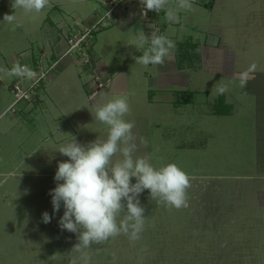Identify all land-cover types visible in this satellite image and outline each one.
<instances>
[{"label":"rangeland","instance_id":"1","mask_svg":"<svg viewBox=\"0 0 264 264\" xmlns=\"http://www.w3.org/2000/svg\"><path fill=\"white\" fill-rule=\"evenodd\" d=\"M198 4L203 6L199 7ZM70 6L76 8L75 5ZM89 6L95 14L104 9L100 0L90 1ZM136 19V26L142 30V18ZM192 21L197 23L199 29L197 41L200 56L204 54V46L209 49L201 57L203 63L207 64L205 72L211 73L213 70L214 73L218 67V53L211 46L216 36H220L222 42L238 46L241 60L243 54L260 58L264 55V0H193V7L185 10L182 23L190 26ZM116 25L117 23H112L93 33L90 50H87L94 60L92 65L86 64L82 55H73L80 61L89 79L91 76L94 79V72L104 71L97 61L100 57H104L106 64L111 66L110 71L114 76L123 68L121 76L128 81L130 93L142 97L145 95L148 79L155 81L159 75L158 65L148 66L150 68L147 72L144 71L143 76L141 70L145 67L135 63L134 59L142 55V52L133 54L132 47L126 48L122 53L123 56L127 54L126 58L118 59L121 57L118 41L126 33L118 31ZM18 28L17 26L15 31ZM162 30L163 35L172 40L165 27ZM111 34H116L118 41L113 42L109 48L108 39ZM187 35L189 34H186L183 41L188 39ZM60 38L65 39V28L61 30ZM174 38L173 41L177 42V37ZM215 41L218 43V40ZM32 48L34 49V45ZM37 54L40 53H33ZM197 58V55L191 53L182 55L178 58V66L186 67L187 63L193 62L195 64L198 62ZM241 60L239 64L242 63ZM59 61L60 59L57 64ZM195 69L188 70L192 81L186 88L189 90L168 92L173 94L170 97L180 100L176 105H180L181 111L185 107V113L182 112L185 120L181 118L175 124L164 123L162 113L165 116L174 108L163 102L149 104L141 98L140 104L134 106V121L132 120L135 125L133 132L138 138V156H149L151 163L157 168L175 163L190 177L187 206L176 209L159 205L155 200H150L149 191L145 190L139 199L145 208L147 220L139 240L130 242L127 236L120 235L77 251L74 249L78 243L77 235L59 227L63 206L59 212L53 213L49 193L56 187V171L27 167L24 171L12 174L6 169L3 170L4 174H0V264H264V189L256 184L260 178L252 175L243 179L233 176V173L227 175L229 173L218 172L250 169L251 166L244 160L247 155L241 148V137L233 134L228 137L225 131L221 136H213L209 149L197 153L191 148L193 138L186 137V133L191 130H180L183 122L192 125L198 123V112L202 111L199 105L212 98V93L205 94L201 91L194 96L189 91L205 80L207 86L217 85L214 83L216 76L205 75L204 78L197 73L195 77ZM155 95L159 96L158 91ZM151 96L152 94L150 100ZM185 99L187 103L182 102ZM168 118L176 120L172 114L167 115L166 121ZM151 119L156 121L153 126L148 122ZM16 135L9 140L16 138ZM141 137L147 140L146 146L140 143ZM44 138L45 135L39 133L35 137L23 138V148L28 152ZM76 141L87 144L93 138L80 137ZM44 142L40 144L43 147L47 146ZM169 144L170 147L167 146ZM0 151H3L1 146ZM132 182L135 183V178ZM44 212L52 217L49 223L42 220Z\"/></svg>","mask_w":264,"mask_h":264},{"label":"crops","instance_id":"2","mask_svg":"<svg viewBox=\"0 0 264 264\" xmlns=\"http://www.w3.org/2000/svg\"><path fill=\"white\" fill-rule=\"evenodd\" d=\"M90 1L92 0H50V6L41 13H25L23 9L14 10L12 0H0V68L11 70L14 64H21L34 58L33 53L35 52H45L56 60L60 59L46 85L44 99L35 106L34 110L32 109L33 111L23 109L19 112H11L7 110L13 99L12 96L9 97L11 93L9 86L17 77L0 72V146L3 150L0 151V174H4L3 170L6 169L12 174H17L26 170L27 167H32L33 170L56 171L58 163L68 159L59 153L58 150L61 146L66 145L74 138L75 140L80 137L93 138V141L106 138L108 126L95 119V108L115 96L127 97L130 112L124 117L126 120H133L134 106L137 103L140 104V98L149 104L163 102L174 108L165 116L162 113V118L165 119L164 123L175 124L181 118L185 120L182 113H185V107L181 111L180 105H176V102H180V100L177 101L174 96L170 97L169 95L173 94L168 92L184 91L189 87L192 81L188 70L197 68L195 77L197 73L204 78L205 75L216 76L214 83L217 85L216 87L215 85L207 86L205 80L196 84L193 90L189 91L194 96H197L201 91L205 94L212 93V98L207 102L202 101L199 105V109L202 110L198 112L200 114L199 122L193 125L183 122L180 130L182 132L191 130L193 135L188 132L186 137L193 138L191 148L197 153L209 149L213 136H221V133L225 131H227L228 137L231 134L241 137V148L246 151L247 155L244 160L251 166L250 169L220 170L218 172L229 173L227 175L233 173V176H240L243 179L254 175L256 178H260L256 183L257 186L264 189V55L260 58L243 54L241 60L238 46L222 42L221 37L216 36L215 40H218V43L213 40L211 46L218 53L216 58L218 67L214 73L213 70L211 73L205 72L207 64L203 63L202 58L205 51H209V49L204 46V54L200 56L197 23L192 21L190 26L183 25L182 17L185 10H180L178 23H169L164 19L165 14L162 11L163 27L172 40L177 37L176 47L165 58L164 64L158 65L159 75L155 81L147 78L145 95L140 97L136 93H130L128 81L121 76L124 72L123 68L118 67L120 70L114 76L110 71L111 66L106 64L104 57L98 58L97 61L104 70L101 72L112 77V84L103 89L96 87L92 89L86 84V80L89 78L84 73L80 61L73 54L65 53L68 44L65 39L60 38L61 30L70 24L74 25L77 22L83 24L85 21L95 20L97 13L90 10ZM70 5H75L76 8L73 9ZM170 5L174 6L175 0H170ZM198 5L199 7L203 6ZM5 14H15V21L12 23L3 22ZM136 18H138L136 15H124L116 22L118 31L126 33L122 40L118 41L116 34L109 35L108 47L111 48L110 45L116 41L120 46L119 56L121 55V57L118 59L126 58L127 54L123 56L122 53L130 47L134 50L133 54L137 51L143 53L144 49H138L137 37L140 29L136 26ZM17 26L19 30L15 31ZM142 27V30L147 34L149 26L144 20ZM5 31L7 32L5 33ZM186 34H189L187 35L188 39L183 41ZM190 53L197 55L198 62L187 63L186 67H179L178 58ZM108 54L110 55L111 52ZM240 60L241 64H239ZM148 68L150 67L141 70L143 76L144 71L147 72ZM157 91L159 96L155 95ZM150 94H152L151 100ZM220 94L224 95L225 103L229 104V108H226L229 110L226 113H215V100L219 98ZM182 102L187 103V99ZM169 114L176 117V120L168 118L166 121ZM148 122L153 126L156 121L151 119ZM23 132L26 133L21 136L20 134ZM38 133L44 134L45 138L27 152L23 148L25 143L23 140L35 137ZM15 134H17L16 138H11L10 142L9 138ZM223 136L227 137L225 134ZM43 142L47 146H41L40 144Z\"/></svg>","mask_w":264,"mask_h":264},{"label":"clouds","instance_id":"3","mask_svg":"<svg viewBox=\"0 0 264 264\" xmlns=\"http://www.w3.org/2000/svg\"><path fill=\"white\" fill-rule=\"evenodd\" d=\"M142 15L154 11L164 12L169 23H178L180 10H191L193 0H140ZM50 6V0H12V8L25 13H41ZM15 13V11H14ZM15 14H5L3 22L15 21ZM138 30V49L142 55L134 57L135 63L147 68L163 65L165 58L175 49L173 40L158 34ZM8 76L32 79L37 74L28 66L14 64L11 70L0 68ZM130 112L127 97L115 96L95 108V119L108 126L107 138L81 144L72 139L59 148L68 157L59 162L54 180L56 187L50 190L53 213L63 206L59 219L62 230L77 235V251L102 244L120 235L130 242L140 239L147 217L139 196L149 191L150 200L169 208L187 206V189L190 177L175 163L155 167L147 155L138 156L137 136L133 121L124 119ZM147 145V140L139 138ZM135 178V183L132 182ZM52 217L44 212L42 220L49 223Z\"/></svg>","mask_w":264,"mask_h":264},{"label":"built area","instance_id":"4","mask_svg":"<svg viewBox=\"0 0 264 264\" xmlns=\"http://www.w3.org/2000/svg\"><path fill=\"white\" fill-rule=\"evenodd\" d=\"M104 8L101 13H97L95 20L91 22H77L65 28V40L68 48L65 53L82 55L86 64L92 65L94 60L87 50L90 48L93 33L102 27L116 23L124 15H136L144 20L148 26L147 34L154 30H159L158 34L163 35V14L154 11L142 15V5L140 0H100ZM90 50V49H89ZM58 60L43 52L34 56L29 61L21 63V66L28 65L37 75L32 79L18 77L9 88L12 93V102L8 111L19 112L23 109L32 110L39 104L45 95V88L50 80ZM101 73V74H100ZM93 77L86 84L89 88L96 87L103 89L112 82V77L103 72H94ZM22 106H19V104Z\"/></svg>","mask_w":264,"mask_h":264},{"label":"trees","instance_id":"5","mask_svg":"<svg viewBox=\"0 0 264 264\" xmlns=\"http://www.w3.org/2000/svg\"><path fill=\"white\" fill-rule=\"evenodd\" d=\"M229 104L224 101V95H219L217 102L214 104L215 113H226L229 109Z\"/></svg>","mask_w":264,"mask_h":264}]
</instances>
